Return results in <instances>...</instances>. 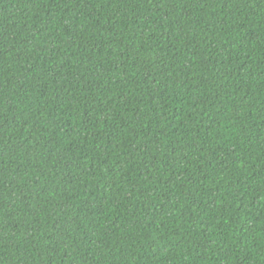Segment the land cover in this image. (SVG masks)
I'll list each match as a JSON object with an SVG mask.
<instances>
[{
  "label": "trees",
  "instance_id": "16d2710c",
  "mask_svg": "<svg viewBox=\"0 0 264 264\" xmlns=\"http://www.w3.org/2000/svg\"><path fill=\"white\" fill-rule=\"evenodd\" d=\"M0 264H264V0H0Z\"/></svg>",
  "mask_w": 264,
  "mask_h": 264
}]
</instances>
